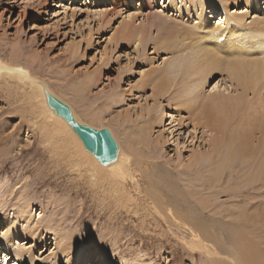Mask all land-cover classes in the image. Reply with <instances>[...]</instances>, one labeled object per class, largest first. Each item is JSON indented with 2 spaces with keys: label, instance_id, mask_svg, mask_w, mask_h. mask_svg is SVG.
<instances>
[{
  "label": "rangeland",
  "instance_id": "1",
  "mask_svg": "<svg viewBox=\"0 0 264 264\" xmlns=\"http://www.w3.org/2000/svg\"><path fill=\"white\" fill-rule=\"evenodd\" d=\"M189 2L150 1L152 8L139 11L138 0H0V62L44 82L83 123L113 130L131 156L134 178L123 186L106 180V172L94 178L79 164L73 139L53 131L35 86L17 76L0 77V240L8 239L20 254L0 243V264H72L73 244L89 264L107 257L113 264H213L188 244L192 233L185 223L193 217L201 222L209 230L207 242L219 240L222 250L232 245L227 224L254 225L237 216L238 208L264 209V178L248 184L256 166L248 162L244 170L251 173H245V164L236 163L218 182L210 162L193 165L195 154L213 151L212 135L195 126L193 104L178 107L155 95L153 81L171 57L165 44L152 40L144 49L119 40L120 32L155 12L177 18L183 30L194 28V11L189 16L173 8ZM227 5V13L206 7L214 27L226 28V14L246 15L245 26L263 27L264 0L259 10ZM87 76L94 78L89 87L82 85ZM236 86L218 74L204 94H234ZM160 112L164 116L150 126L145 144L129 138ZM231 211L234 218L227 217ZM259 223L258 243L264 241V219Z\"/></svg>",
  "mask_w": 264,
  "mask_h": 264
},
{
  "label": "bare ground",
  "instance_id": "2",
  "mask_svg": "<svg viewBox=\"0 0 264 264\" xmlns=\"http://www.w3.org/2000/svg\"><path fill=\"white\" fill-rule=\"evenodd\" d=\"M138 1L141 2V6L135 8L139 11L152 8L153 4L151 5L150 1L156 2V0ZM176 1L170 0L171 5ZM182 1L188 2L189 0ZM197 1L199 2L190 0L188 6L185 7V4H182L179 9L173 7L178 12L186 13L189 16L194 15L192 14L194 11L198 20L194 28L187 27L186 30H183L176 25L177 18L155 12L154 14L149 13L146 16V21L139 27H134L133 23L122 33L120 32L121 39L118 37L119 40L127 38L135 43L138 42V46L144 49L152 40L159 41L160 45L161 41L165 44L161 47L171 57L161 69V75L153 81L156 84L155 95L176 101L175 105L178 107H191L193 104L192 113L196 122L195 126L198 125L208 130L212 135L210 145L213 151L198 156L195 154L193 165L200 164L201 161L203 163L210 162L214 179L220 182L227 170L230 172L235 170L236 163L245 164L243 171L251 173L248 169L244 170L246 164L251 162L256 166L254 172L256 174L252 176V182L249 181L248 184L255 185L264 178V96L262 94L264 91V24L263 27H247L245 26L246 15L229 16L226 14V28L224 29L223 26L214 27L210 22L211 16L206 7L209 6L212 10L221 9L227 13V4L240 5V3H244L248 11L259 10L261 9V0ZM126 2L129 3L130 0H126ZM153 30L157 33L158 38L153 35ZM6 74L11 77L17 76L18 80L27 81L35 86L42 98L44 113L54 121L53 131L57 135L61 133L73 139L80 153L79 164L87 167L86 169L94 178L100 176L101 171L106 172L104 175L106 180L109 177L115 178L114 184L122 186L128 178L134 179L130 167L131 156L114 137L113 130H100V128L83 123L78 115L71 110L72 107L70 108L62 99L58 98L59 96H55L44 82L31 77L23 67H12L7 63L0 62V77H4ZM218 74H226L229 80L237 84L234 94L220 92L217 89L209 95L204 94L205 86L211 83ZM93 83V76H87L82 85L89 87ZM249 93L253 94L250 99L248 98ZM163 116L162 112L158 113L155 121L150 120L149 123L141 127L139 135L129 134V138L135 139L138 145L145 144L150 136V126L157 120H162ZM94 117L101 118L99 114H95ZM79 127H86L96 132L106 131L114 143L112 152L101 155L91 149L80 134ZM257 158L260 160L256 165ZM235 172L238 173L237 170ZM236 197L237 195L232 196V198ZM203 207L205 210L209 209V207ZM238 209L242 213L239 212L237 217L241 216L246 222H253L254 225L249 228L250 226L247 227L246 224L238 226L225 223L229 228L232 241V245L223 248L225 250L218 247L219 240L216 244L217 239L215 244L207 242L210 240L208 238L209 230L194 217L190 225L189 221L183 222L188 226V231L191 230L192 233V239L188 244L193 249L206 254L211 258L213 264H264V249L260 247V245H264V241L260 243L256 241L259 235L256 233L257 229L255 231L259 221L264 219V209L260 213H257L256 210H253L252 213L250 211V213H245L243 209L246 207ZM21 214L25 213L21 212ZM228 215V218H234L233 212ZM260 217L263 218L260 219ZM256 219L258 222L255 221ZM206 234L209 236L207 237ZM0 243H5L7 247L13 248V244L8 242V239L6 241L2 239ZM72 247H74L72 264H89L83 250L75 244ZM66 249H68L67 246ZM15 250L12 249L13 253L17 256L20 255ZM192 252L195 254L194 251ZM86 257L90 258V255ZM58 263L64 264L63 261ZM100 264L113 263L107 257L100 261Z\"/></svg>",
  "mask_w": 264,
  "mask_h": 264
},
{
  "label": "water",
  "instance_id": "3",
  "mask_svg": "<svg viewBox=\"0 0 264 264\" xmlns=\"http://www.w3.org/2000/svg\"><path fill=\"white\" fill-rule=\"evenodd\" d=\"M79 132L87 145L97 153L104 155L112 152L114 143L106 131L96 132L86 127H79Z\"/></svg>",
  "mask_w": 264,
  "mask_h": 264
}]
</instances>
